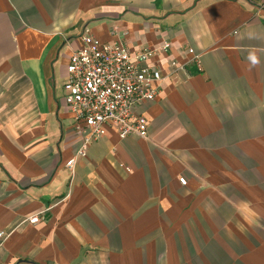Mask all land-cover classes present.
Returning a JSON list of instances; mask_svg holds the SVG:
<instances>
[{
  "label": "crops",
  "instance_id": "obj_1",
  "mask_svg": "<svg viewBox=\"0 0 264 264\" xmlns=\"http://www.w3.org/2000/svg\"><path fill=\"white\" fill-rule=\"evenodd\" d=\"M86 34L170 48L148 137L76 156ZM0 232V264H264V0H0Z\"/></svg>",
  "mask_w": 264,
  "mask_h": 264
},
{
  "label": "built area",
  "instance_id": "obj_2",
  "mask_svg": "<svg viewBox=\"0 0 264 264\" xmlns=\"http://www.w3.org/2000/svg\"><path fill=\"white\" fill-rule=\"evenodd\" d=\"M169 48L170 42L164 41L154 49L131 52L118 41L104 43L89 34L81 37L80 48L69 58L62 87L75 129L82 136L76 156H84L85 149L105 137L109 129L115 130L119 139L148 137L147 119L138 108L159 96L163 78L150 61ZM73 163L72 159L66 166L71 169ZM178 182L187 184L184 177ZM27 222L35 225L40 218L32 216ZM6 237L0 232V244Z\"/></svg>",
  "mask_w": 264,
  "mask_h": 264
},
{
  "label": "clouds",
  "instance_id": "obj_3",
  "mask_svg": "<svg viewBox=\"0 0 264 264\" xmlns=\"http://www.w3.org/2000/svg\"><path fill=\"white\" fill-rule=\"evenodd\" d=\"M252 60H253V62H254V63L256 62V59H255V57H254V56L252 57Z\"/></svg>",
  "mask_w": 264,
  "mask_h": 264
}]
</instances>
